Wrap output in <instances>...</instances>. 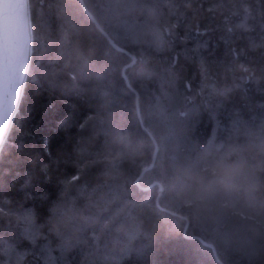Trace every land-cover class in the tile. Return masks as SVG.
I'll return each instance as SVG.
<instances>
[{
    "label": "trees",
    "instance_id": "16d2710c",
    "mask_svg": "<svg viewBox=\"0 0 264 264\" xmlns=\"http://www.w3.org/2000/svg\"><path fill=\"white\" fill-rule=\"evenodd\" d=\"M29 2L0 200L41 213L79 171L66 219L108 222L121 250L150 243L144 264H264V0Z\"/></svg>",
    "mask_w": 264,
    "mask_h": 264
},
{
    "label": "snow or ice",
    "instance_id": "6c2138e0",
    "mask_svg": "<svg viewBox=\"0 0 264 264\" xmlns=\"http://www.w3.org/2000/svg\"><path fill=\"white\" fill-rule=\"evenodd\" d=\"M186 88L191 91L190 82L186 83ZM231 91L229 88L218 94L226 96ZM261 107L264 108V105ZM71 115L73 119H79L77 113ZM68 119L69 114L57 117L61 124H65ZM79 126L83 127V124ZM42 146V151H46L47 139L42 140ZM3 153L4 149L0 147V159H3ZM40 163L42 161H38ZM80 179L79 171L70 174L62 182L50 207L41 213L14 198L5 197L0 200V264H72L68 257L74 252L82 254L85 250L89 257L88 264H144L151 253L150 243L136 249L121 250L118 238H108V222L102 223L99 231L89 232L87 226L96 223L95 216L81 214L80 224L70 223L66 219V206H75L78 198L71 185ZM4 221H7L6 225ZM53 233L59 241L56 249L59 257L52 255L54 249L51 247L50 236ZM40 240L44 243H38Z\"/></svg>",
    "mask_w": 264,
    "mask_h": 264
},
{
    "label": "water",
    "instance_id": "95a60500",
    "mask_svg": "<svg viewBox=\"0 0 264 264\" xmlns=\"http://www.w3.org/2000/svg\"><path fill=\"white\" fill-rule=\"evenodd\" d=\"M84 9L96 21L89 10L86 7ZM32 42L29 0H0V147L2 148L22 99L30 68ZM127 81L129 83L128 79ZM155 159L156 155L142 175L153 167ZM201 240L207 244L203 239Z\"/></svg>",
    "mask_w": 264,
    "mask_h": 264
}]
</instances>
